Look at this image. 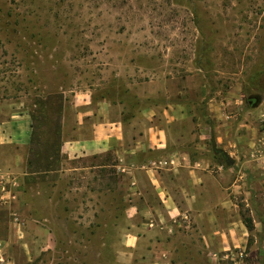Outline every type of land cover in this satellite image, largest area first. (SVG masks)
Segmentation results:
<instances>
[{"label":"rangeland","instance_id":"obj_1","mask_svg":"<svg viewBox=\"0 0 264 264\" xmlns=\"http://www.w3.org/2000/svg\"><path fill=\"white\" fill-rule=\"evenodd\" d=\"M48 94L62 99L71 136L92 115L87 107H104L131 138L96 154L62 153L59 170L27 179L44 230L25 264H128L116 258L142 164L160 165L161 186L188 210V222L173 219L183 244L175 251L194 255L186 264H264V0H0V105L31 118ZM50 125L40 127L43 140ZM178 157L203 179L194 210L216 215L214 230L201 217L198 253L185 226L194 212L186 179L176 186L164 172ZM136 173L143 192L152 190Z\"/></svg>","mask_w":264,"mask_h":264},{"label":"crops","instance_id":"obj_2","mask_svg":"<svg viewBox=\"0 0 264 264\" xmlns=\"http://www.w3.org/2000/svg\"><path fill=\"white\" fill-rule=\"evenodd\" d=\"M9 110L6 105H0V113L5 114V118L0 122V264H25L33 261L40 253V239L38 240L35 230L37 228L44 230V228L41 224H36L32 218L35 205L30 192H36L37 189L29 187L27 184L26 151H21L30 142L31 118L22 111ZM85 111L86 114L92 112V115H86L85 118L83 116L78 121L73 136L67 132L66 125L63 126L61 152L70 159L117 148L131 138L124 132L123 126L117 119L110 120L104 107H96L95 110L87 107ZM215 113V118L219 120L220 115H217V111ZM160 140L162 138L155 142H159L158 146L162 147L165 142H160ZM12 145H16L18 148L8 157L3 150ZM140 150L136 144V149H133L132 152ZM176 164L179 167L167 168L164 171L165 175L176 186H178L177 181L181 178L186 179L187 194L191 195L187 198V205H191L190 208L194 210L193 188L201 184L203 179L199 177V171L189 168V162H183L181 157L177 158ZM139 165L136 168H140ZM160 167V165L156 168L149 164H142V169L134 170L135 174L131 175L132 183L139 187V191H135L130 199L128 211L131 222L119 238L125 254L118 253L116 258L118 262L186 264L187 261L194 260V255L182 257L175 251L176 247L183 246V244L173 239L175 231H177L173 219L180 216L182 222H188L186 220L188 215L186 211L188 210H181L174 195L169 190L165 191L161 186V183L164 184L165 178L160 173ZM126 169L127 166L124 167V170ZM140 170L145 173L148 182L152 184V190L143 192V189L140 188L138 173H136ZM221 204L231 210L230 200H224ZM205 210L203 213L199 211V208L195 209L193 213H190L192 217L189 219L190 229L188 224L185 225L187 232L190 230L193 234L194 232L197 234L196 241L191 240L190 243L191 251L194 250L195 245L197 253L200 244L199 222L201 217L207 216V220L211 222L212 230L216 226L214 211L212 209ZM196 221L197 225H195ZM228 230H230V226L224 228V237L226 236L225 231L228 232ZM204 241L209 245L213 244V240L209 236ZM228 246H230V242Z\"/></svg>","mask_w":264,"mask_h":264},{"label":"trees","instance_id":"obj_3","mask_svg":"<svg viewBox=\"0 0 264 264\" xmlns=\"http://www.w3.org/2000/svg\"><path fill=\"white\" fill-rule=\"evenodd\" d=\"M53 113L50 112L52 104L56 103ZM36 108L31 111L32 133L29 146V157L27 159V179L39 176L43 179L51 171L59 170L64 156L61 152L62 147V114L63 101L55 100L53 94L36 99ZM51 122L50 128L52 136L43 140L40 127ZM247 226H251L252 219H246Z\"/></svg>","mask_w":264,"mask_h":264}]
</instances>
